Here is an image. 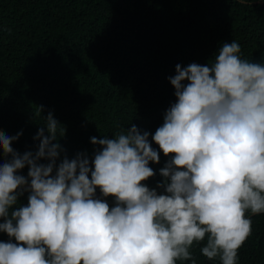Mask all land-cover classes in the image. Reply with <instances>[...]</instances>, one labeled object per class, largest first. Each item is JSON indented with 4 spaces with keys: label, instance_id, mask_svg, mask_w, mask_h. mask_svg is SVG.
Here are the masks:
<instances>
[{
    "label": "clouds",
    "instance_id": "obj_1",
    "mask_svg": "<svg viewBox=\"0 0 264 264\" xmlns=\"http://www.w3.org/2000/svg\"><path fill=\"white\" fill-rule=\"evenodd\" d=\"M240 52L233 41L211 64H177L176 102L154 135L132 124L114 138L92 137L93 158L61 159L63 127L51 112L34 153L16 152L20 134L0 130L10 157L0 163V233L10 238L0 241V264H196L190 249L205 239L204 257L238 264L252 233L247 214L264 213V64ZM150 135L169 157L163 194L145 183L155 175L150 163H160ZM25 167L27 178L18 174ZM25 191L27 206L13 210Z\"/></svg>",
    "mask_w": 264,
    "mask_h": 264
},
{
    "label": "trees",
    "instance_id": "obj_2",
    "mask_svg": "<svg viewBox=\"0 0 264 264\" xmlns=\"http://www.w3.org/2000/svg\"><path fill=\"white\" fill-rule=\"evenodd\" d=\"M233 41L241 59L264 64L262 0H0V130L20 134L16 152L34 153L51 112L63 127L61 159L93 158L92 137L114 138L132 124L154 135L176 102L169 80L176 65L211 64ZM7 159L0 151V163ZM168 160L160 151V163L149 165L155 175L145 183L160 194ZM18 174L27 178L28 168ZM28 195L13 210L27 206ZM96 196L105 199L99 189ZM107 202L114 206L113 198ZM247 216L252 233L238 264H264V213ZM9 239L0 233V241ZM205 245L190 249L196 264H221L203 256Z\"/></svg>",
    "mask_w": 264,
    "mask_h": 264
}]
</instances>
